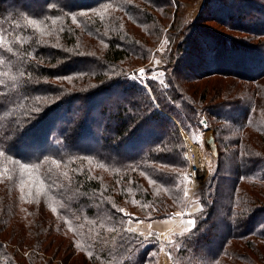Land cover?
I'll use <instances>...</instances> for the list:
<instances>
[{"label": "trees", "instance_id": "1", "mask_svg": "<svg viewBox=\"0 0 264 264\" xmlns=\"http://www.w3.org/2000/svg\"><path fill=\"white\" fill-rule=\"evenodd\" d=\"M182 6L0 0V264H264V0ZM204 118L193 226L131 230L186 207L182 130Z\"/></svg>", "mask_w": 264, "mask_h": 264}, {"label": "rangeland", "instance_id": "2", "mask_svg": "<svg viewBox=\"0 0 264 264\" xmlns=\"http://www.w3.org/2000/svg\"><path fill=\"white\" fill-rule=\"evenodd\" d=\"M180 2L183 5L182 9H183L184 17H185V19L189 20V19H194L198 15L200 8L205 3V0H180ZM166 44H167V39H166L165 35H163L161 40L157 44L156 48L154 49L153 54L150 57V60L148 62H146L145 65H142L140 67L141 68L140 70H142V74L137 73L140 80L145 81V78L147 77V74H149V71H150V73H153L154 76L156 75L157 78L162 79V71L160 70L161 69L160 67L162 65V54L165 50ZM201 124H202V122H201ZM212 136H213L212 130L208 127H204L194 137H191L188 133H186L184 130H182V137L184 139V147H185L186 140L190 139L194 143L200 145V147L203 151L202 153H200V156H202L204 154L203 157L205 158L206 165L204 162L203 163H204V166L207 168V170L205 168L204 177H202L197 172L196 173L197 180H204V179L206 180L207 176L209 175V173L211 171V168L213 167V157H217V155H218V149H217V155H213L211 148H210V145H209V141L212 139ZM216 145H217V143H216ZM187 171H188V165H187V168L183 171V176L185 178V193L187 195V202H188L189 196H190L191 200L193 198H196L199 201V199L196 195V190L201 186V184L205 180L199 186H192L194 188H192L191 186L189 187L187 184L188 181L186 178L187 177ZM184 209L185 208L177 209L173 215L177 214L178 212L184 211ZM197 212H199V211H197ZM152 220H157V219H152ZM152 220H144V219L132 220V219H130V221H128V226H130L132 229H134L136 231H140L143 233H149V232H152L153 230L152 229L150 230V226L147 223H150V221H152ZM155 232L157 233V237L160 241L161 240L162 241L169 240L171 234L175 233V232H171L170 235L167 236L166 233L164 234V233H160L157 231H155ZM157 264H170L169 256L165 251H163V250L160 251Z\"/></svg>", "mask_w": 264, "mask_h": 264}, {"label": "crops", "instance_id": "3", "mask_svg": "<svg viewBox=\"0 0 264 264\" xmlns=\"http://www.w3.org/2000/svg\"><path fill=\"white\" fill-rule=\"evenodd\" d=\"M200 209H201L200 201H198L196 198H193L191 200L189 196L184 211L178 212L177 214L165 219L152 220L150 221V223L147 224L150 226V230L152 229L153 231H157L164 234L166 233L167 236H169L171 232H180L190 229L194 224L193 214L199 211ZM130 229L134 230L131 227ZM136 232H140V231H136Z\"/></svg>", "mask_w": 264, "mask_h": 264}, {"label": "built area", "instance_id": "4", "mask_svg": "<svg viewBox=\"0 0 264 264\" xmlns=\"http://www.w3.org/2000/svg\"><path fill=\"white\" fill-rule=\"evenodd\" d=\"M202 149L200 147L199 144L194 143L193 141H191L190 139L186 140L185 143V149H184V157L187 159L188 161V171H187V184L188 186L192 187V186H199L204 180H197V167L199 165V163L205 162V158L202 156H200V153H202ZM202 160V161H200ZM206 168V167H205ZM207 170V168H206ZM194 188V187H192Z\"/></svg>", "mask_w": 264, "mask_h": 264}, {"label": "water", "instance_id": "5", "mask_svg": "<svg viewBox=\"0 0 264 264\" xmlns=\"http://www.w3.org/2000/svg\"><path fill=\"white\" fill-rule=\"evenodd\" d=\"M138 74H142V70H139ZM201 122H202V125L204 127H207L208 123H207V120L205 118L202 119ZM209 145H210V148H211L213 155H217V145H216V142H215L213 136H212V139L209 141Z\"/></svg>", "mask_w": 264, "mask_h": 264}, {"label": "bare ground", "instance_id": "6", "mask_svg": "<svg viewBox=\"0 0 264 264\" xmlns=\"http://www.w3.org/2000/svg\"><path fill=\"white\" fill-rule=\"evenodd\" d=\"M200 161H202V160H200ZM197 172H198V174H200L202 177H204V175H205V166H204V163H203V162L199 163V165H198V167H197ZM197 172H196V173H197Z\"/></svg>", "mask_w": 264, "mask_h": 264}]
</instances>
